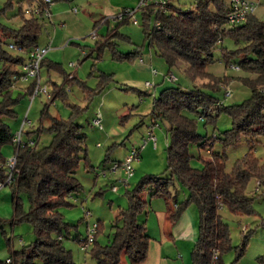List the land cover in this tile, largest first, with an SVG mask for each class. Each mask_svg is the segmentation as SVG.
Returning <instances> with one entry per match:
<instances>
[{"label": "trees", "instance_id": "obj_1", "mask_svg": "<svg viewBox=\"0 0 264 264\" xmlns=\"http://www.w3.org/2000/svg\"><path fill=\"white\" fill-rule=\"evenodd\" d=\"M23 1H28L30 5L36 3V6H45L43 0ZM56 1L59 0H53V3ZM168 9L167 12H161L150 5L140 10L143 14L145 39L143 45L135 50L123 52L117 42V38L123 35L119 28L131 21L127 16L118 20L106 35L99 37L98 34L95 47L86 51L85 55L98 60L109 50L114 60H134L143 56L142 48L147 41L150 48H154L156 54L169 65L170 72L179 62L185 61L195 80L209 79L204 86L219 90L223 88L221 83H226L228 77L218 78L208 72L207 67L215 61L213 51L217 44L228 36L237 43L241 40L247 43L235 50L226 48L224 61L230 66L231 59L239 56L233 65H238L239 70L245 73L238 78L251 89L252 94L241 103L225 105L224 100L199 86L186 90L181 85H173L163 88L154 97L149 116L152 124H158V120L167 124L170 139L167 146V171L171 175L146 174L134 189L127 188L129 206L120 208L112 224L113 236L105 245L98 241L102 222H97L98 233L90 250L96 264H123L125 259L129 264H142L147 260L152 236L146 221L139 220L140 214L148 212L149 203L142 197L147 189L151 190V196L173 198L174 207L169 210V218L173 223L180 219L190 204L197 205L199 225L197 239L191 250L192 264H210L213 249H218L221 264L223 253L232 247L230 225L223 220L222 208L236 215H250L255 213L256 194L264 196V160L254 150L258 137H264V21L251 13L243 24L231 25L228 20L230 0H195V9L186 11L169 3ZM21 13L23 25L19 29H5L3 36L14 38L11 45L16 46L15 49L29 52L39 46L42 23L39 17H25V13ZM100 22H96L95 29ZM3 44L4 37L0 36V60L3 61L0 68V184L11 187L13 223L30 222L36 238L17 249L13 248L11 239H8V257L12 261L1 262L78 264L72 251L64 245V231L71 224L64 220L60 208L73 205L70 199L77 201L78 197L75 198L74 194L84 189L78 177V169L81 161L88 158L87 136L82 131V125L73 117L80 108L75 105L74 112L68 119H64L50 115L46 106L42 118L49 119V126L42 123L37 131L27 132L26 140L22 138L21 142H16V134L5 118L16 116L14 107L19 100L14 97L13 89L22 74L18 66L24 64L27 58L9 51ZM45 64L59 69L61 67V63L48 61L47 58L42 61L41 68ZM69 76L68 80L77 79L75 75ZM99 79L98 88L90 90L88 87V95L101 92L113 76L102 72ZM55 85L58 89L49 97L51 101L65 93L63 86ZM82 85L87 88L86 83L82 82ZM34 89L35 83L32 82L27 90L33 94ZM187 112L197 115L205 123H216L220 113L227 112L232 119V126L215 136L202 135L198 132L197 117ZM43 130L50 132L52 139L48 144L38 147L39 137L35 139L32 134ZM23 133L22 130V136ZM244 139L250 146L248 152L228 170L226 150ZM215 140L220 142V150L208 148L216 144ZM8 143L15 145L16 163L13 169L8 167V160L2 152V146ZM191 143L211 153L210 159L203 160L201 167L192 165L194 156L190 152ZM9 177L12 178L10 183L7 182ZM253 178L257 181L256 194L248 190ZM175 180L188 188V195L183 201L179 200L178 193L171 194L170 188ZM24 196L28 200V208L25 207ZM3 225L0 219V228H4ZM86 237L79 234L75 240L82 243ZM247 243L248 236L239 251V257L245 252ZM259 260L264 264V255Z\"/></svg>", "mask_w": 264, "mask_h": 264}, {"label": "rangeland", "instance_id": "obj_2", "mask_svg": "<svg viewBox=\"0 0 264 264\" xmlns=\"http://www.w3.org/2000/svg\"><path fill=\"white\" fill-rule=\"evenodd\" d=\"M93 1L59 0L51 6V17H39L42 27L39 31L38 44L39 46L51 44V49L47 54L48 61L61 63L60 69L47 64L42 66V85H47L49 92L58 89L55 84L59 87L63 86L65 93L54 101H51L45 92H41L32 99L33 95L27 90V86L31 82L20 81L13 89L14 97L19 100L14 107L16 116L5 118L14 134L17 135L20 130H23L22 138L26 140L27 132L37 131L42 123L46 127L49 126V119L43 120L42 118V111L46 106L50 115L64 119H68L74 112L75 105L80 108L73 117L82 125V131L87 136L88 158L81 161L78 169V177L84 189L74 194L75 198H80L78 203H74L70 199L73 205H64L60 208L64 220L71 224L68 230L64 231V245L72 251L78 264H96V260L91 256L92 246L87 251L83 250L81 243L75 240L76 235L80 234V236L86 237L89 224L101 221V229L97 238L101 244H107L113 236L112 224L120 208L129 206L127 188L134 189L146 174H158L165 177L171 175V172L167 171V146L170 141L167 124L158 120L157 126L153 127V134L157 138L156 142L151 140L147 133L149 125L152 123L149 114L152 110L154 97L158 96L163 88L181 85L184 89L190 90L199 86L224 100L225 105L241 103L252 94L251 89L238 78L245 73L232 68L231 65L227 66L224 61L226 48L235 50L246 46L247 43L243 40L237 43L228 36L222 43L217 44L213 51L215 61L207 67V71L218 78L228 77L226 83H221L223 88L219 90L204 86V83H207L209 79L195 80L188 71L189 64L185 61L179 62L171 70L177 80L166 76L163 83L148 87L146 83L148 81L153 83L155 79L151 70L147 71L140 66L142 57L134 60H114L110 53L106 54L107 50L98 60L86 56L85 52L96 45L92 32L98 28L95 29L94 25L96 22H100L104 15V9L95 6ZM251 1L255 5L254 14L264 21V0ZM150 2L152 4L154 0H150ZM170 3L184 11L195 9V0H170ZM138 5L139 2L131 9L137 8ZM34 6L36 3L30 5L28 1L23 0H0V36L4 37L3 45L9 51L15 54L19 53L25 58H28L29 53L11 48L10 45L14 43V38L3 36V31L19 29L24 21L21 12L25 13V17H30L32 15L27 14L26 10ZM74 9H78V11L75 12ZM136 18L138 24L131 21L119 28L123 35L117 38V42L123 52L135 50L144 43L141 11L136 14ZM110 23L114 27L115 18H110ZM227 26L229 27L230 24ZM67 41L71 42L67 43ZM152 49L154 48H150L147 41L142 48L144 54ZM154 52L156 53L155 50ZM157 57L159 56L157 55ZM238 59L239 56H234L231 59L232 64H236ZM2 66L3 61L0 60V68ZM155 67L159 70L163 68L160 61L155 63ZM18 68L22 71L23 64H20ZM102 72L112 74L113 79L105 83L101 92L92 94V96L88 95V87L90 90L98 88L99 76ZM68 74H75L77 79L68 80ZM82 82L86 83V89ZM226 89L231 91L229 96H225ZM99 113L102 116V129L93 122ZM187 114L197 117L198 132L209 137L232 126V119L227 112H221L216 123H205V120L200 119L197 115L190 112ZM26 119L31 122L25 124ZM32 136L35 139L39 137L38 147L48 144L52 139V135L47 130L40 133L35 132ZM215 141L216 144L212 147L208 146V148L220 150V142ZM143 145L146 148L142 150L139 160L133 162L134 173L132 176L129 177L121 167L114 170L115 163L123 161L132 147H142ZM249 148L245 139L239 144L229 147L226 150L227 169L231 170L234 162L246 154ZM254 150L256 155L264 160V137H258ZM2 152L5 159L10 160L15 156V145L11 143L3 145ZM190 152L194 156L192 165L195 167H201L203 160H208L211 157V153H208L207 149L200 148L196 143L190 144ZM107 154H109L108 157ZM124 180L129 182V187L123 183ZM113 186L117 187L116 191L113 190ZM256 188L257 181L253 178L249 182L248 190L252 191V194L254 192L256 194ZM170 191L172 195L178 193L180 201L186 199L188 195V188L177 180L171 186ZM142 197L149 203L147 211H152V200L157 201L159 197H152L151 190L148 189L142 193ZM256 197L255 213L253 214L236 215L226 208L221 209L223 220L230 225L232 239V247L223 253L221 264H261L259 257L264 255V196L256 194ZM172 199H170L171 204H173ZM24 200L25 207L28 208L29 204L25 196ZM85 208L91 210L93 215L86 217ZM13 212L11 187L3 186L0 188V219L4 224V228H0V264H3L1 261L6 260L10 255L8 239H11L13 248L17 249L24 244H30L36 238L34 227L30 222L13 223ZM184 213H188V217L195 220V228L198 232L199 210L197 205L190 204ZM144 215L145 213L140 214L139 220H143ZM246 236H248V243L245 252L239 257V251ZM39 264L43 263L39 261Z\"/></svg>", "mask_w": 264, "mask_h": 264}, {"label": "crops", "instance_id": "obj_3", "mask_svg": "<svg viewBox=\"0 0 264 264\" xmlns=\"http://www.w3.org/2000/svg\"><path fill=\"white\" fill-rule=\"evenodd\" d=\"M138 2H140V0H94L93 3L95 6L104 9V15L98 26V34L100 33L99 37L106 35L109 32V29L113 28V24L110 23V18H115L117 23L119 12L133 8ZM70 42L71 41H67V43ZM49 46L51 47V44ZM107 53H109L108 50L106 51V54ZM159 61L163 66L161 70L155 67V63H159ZM140 66L147 71L151 70V74L155 79L153 86L163 83L166 79V75L170 72L169 65H167L163 58L160 60V58L157 57L154 49L149 50L148 53L144 54V58L142 56ZM154 69L157 70V73L153 71ZM73 75L75 74H70L69 77H72ZM156 126L157 124L153 127L155 128ZM149 131H153V128H148L147 133ZM144 148L146 147L144 146L140 150V157ZM127 187H129V183ZM158 197L159 199L157 201L152 200L153 210L148 211L143 218L146 221L148 232L152 236V239L150 242L148 258L142 264H192L191 250L198 234L195 228V220L189 218L187 215L188 213H183L180 219L176 223H173L169 218V210L174 207V205L171 204L170 199L163 196ZM162 197L164 199H161ZM76 199L78 200L72 201L78 203L80 198ZM125 260L123 264H129L128 261L126 260L125 262Z\"/></svg>", "mask_w": 264, "mask_h": 264}, {"label": "built area", "instance_id": "obj_4", "mask_svg": "<svg viewBox=\"0 0 264 264\" xmlns=\"http://www.w3.org/2000/svg\"><path fill=\"white\" fill-rule=\"evenodd\" d=\"M43 3L45 6H34L31 9H27L26 13L31 14L32 16L36 17H51V6L53 5V0H43ZM170 3V0H154V3L151 4L150 0H141L139 2V5L135 9H125L121 11L118 14V20L124 19L126 16L131 18V21L134 24H138V19L136 18V14L138 11L141 9H144L146 7H149L150 5H153L156 9L160 10L161 12H167L169 11L168 9V4ZM230 5H231V12L229 14V23L231 25H239L243 24L248 16L251 13H254L255 11V5L251 0H230ZM74 11H77V9H74ZM97 29L92 32V36L94 39L97 38ZM12 48H16L14 45H10ZM50 46H36L33 47L32 49L29 50V55L27 58V61L23 64L24 68L22 70V74L18 77V82L23 81L26 83L33 82L35 83V89L33 92V98H35L37 95H39L41 92H45L48 95V98L51 97L52 92L48 91L47 85H42L41 81V63L42 61L46 58L48 52L50 51ZM85 52V51H84ZM142 60V59H141ZM72 65L74 63L72 62ZM232 68L239 70L240 67L238 65H231ZM155 73H157V70H153ZM166 76H169L172 80H177V77L172 73L169 72ZM146 85L148 87H152L154 84L152 82H147ZM227 90V89H226ZM231 94V91L227 90L226 91V96H229ZM30 123L31 120L27 119L25 120L26 123ZM94 124L98 126L100 129L103 128L102 124V116L101 114H97V116L94 119ZM155 124H151L149 128H153ZM149 138L156 142V136L153 134V131L148 132ZM16 142H21L22 141V130H20L16 137H15ZM31 144H33V141H30ZM142 147H132L128 154L126 155L125 159L121 162H116L114 165V170L118 169L119 167L122 168V170L130 177L134 173V167H133V162L136 160H139L140 158V150ZM16 163V156L8 160V167L11 169L14 168ZM12 180L11 177L8 179V183H10ZM123 183L127 186L128 181L124 180ZM5 184L1 183L0 188H2ZM113 190H117L116 186H113ZM85 215L86 217L92 216V212L89 209L85 208ZM98 233V225L97 223L89 224L88 227V234L85 239L81 243V247L83 250L87 251L91 246H93L95 242L96 235ZM1 254V251H0ZM12 259L10 257L6 258L7 263H11ZM220 261V253L218 249H213L212 253V258H211V263L210 264H219Z\"/></svg>", "mask_w": 264, "mask_h": 264}]
</instances>
